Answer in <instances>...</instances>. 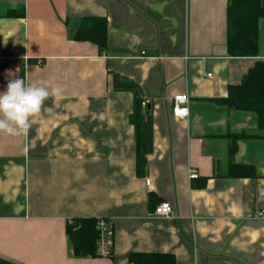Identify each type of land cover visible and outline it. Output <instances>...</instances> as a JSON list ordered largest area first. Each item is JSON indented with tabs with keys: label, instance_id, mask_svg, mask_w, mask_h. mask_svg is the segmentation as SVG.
Here are the masks:
<instances>
[{
	"label": "crops",
	"instance_id": "1",
	"mask_svg": "<svg viewBox=\"0 0 264 264\" xmlns=\"http://www.w3.org/2000/svg\"><path fill=\"white\" fill-rule=\"evenodd\" d=\"M227 6L0 0V92L17 78L63 91L45 102L27 136L0 133V259L130 264L131 253H164L176 264H264V218L256 217L264 211V130L254 113L216 103L264 61V18L258 56L231 58ZM86 17L108 22L103 55L70 37ZM111 73L136 83L148 100L145 130L143 107L131 91L114 89ZM180 94L190 98L185 119L172 113ZM233 135L245 136L234 150ZM235 165L253 167L257 177H231ZM191 170L198 179L190 180ZM162 202L172 205V218L151 216ZM73 218L110 220L112 255L74 256L66 234Z\"/></svg>",
	"mask_w": 264,
	"mask_h": 264
},
{
	"label": "trees",
	"instance_id": "2",
	"mask_svg": "<svg viewBox=\"0 0 264 264\" xmlns=\"http://www.w3.org/2000/svg\"><path fill=\"white\" fill-rule=\"evenodd\" d=\"M9 17H24V13L9 12ZM264 18V0H228L227 6V53L231 58H255L258 56V24ZM108 22L105 18L86 17L81 19L71 32V39L77 42H88L97 47L98 54L103 55L108 51L107 44ZM113 85L116 90L131 91L135 95L137 107L142 108V94L139 86L111 73ZM217 104L230 110L251 112L257 116L260 130H264V61H257L253 68L244 76L241 84L228 88L227 98L216 101ZM141 124L145 130L150 117L148 108L144 110ZM143 137L137 142V169L140 175L141 168L145 165V158L140 151ZM140 134V135H141ZM233 147L236 141L244 135L232 136ZM141 176V175H140ZM234 178L257 177L253 167L235 165L230 171ZM153 196L150 195V201ZM108 220V219H104ZM101 220L96 218H73L67 222L66 234L74 256L80 258H97L99 254L98 241L101 236L98 224ZM130 264H176V258L172 254L164 253H131L128 256ZM0 264H11L0 259Z\"/></svg>",
	"mask_w": 264,
	"mask_h": 264
},
{
	"label": "clouds",
	"instance_id": "3",
	"mask_svg": "<svg viewBox=\"0 0 264 264\" xmlns=\"http://www.w3.org/2000/svg\"><path fill=\"white\" fill-rule=\"evenodd\" d=\"M27 58L26 55L24 59ZM62 94V88L49 81L29 84L21 78L10 80L6 90L0 92V133L27 136L45 102L50 98L60 99Z\"/></svg>",
	"mask_w": 264,
	"mask_h": 264
},
{
	"label": "built area",
	"instance_id": "4",
	"mask_svg": "<svg viewBox=\"0 0 264 264\" xmlns=\"http://www.w3.org/2000/svg\"><path fill=\"white\" fill-rule=\"evenodd\" d=\"M208 77H211L209 74ZM149 102L148 100H144L142 102V107L144 110L148 108ZM189 104L190 98L186 94L176 95L173 98V106L172 113L175 118L185 119L189 116ZM190 180L198 179L199 176L197 172L191 170L189 171ZM174 215V211L172 205L168 202H162L159 204L154 212L152 213V217L155 218H172ZM257 218H264V211H260L256 214ZM98 227L101 232L100 239L98 241L99 246V254L102 256L110 257L113 253L114 248V230L113 224L110 220H101L98 224Z\"/></svg>",
	"mask_w": 264,
	"mask_h": 264
}]
</instances>
